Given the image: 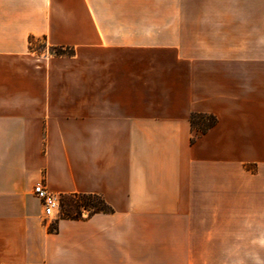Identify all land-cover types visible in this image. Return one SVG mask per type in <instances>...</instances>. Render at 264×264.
<instances>
[{
	"label": "crops",
	"instance_id": "1",
	"mask_svg": "<svg viewBox=\"0 0 264 264\" xmlns=\"http://www.w3.org/2000/svg\"><path fill=\"white\" fill-rule=\"evenodd\" d=\"M37 182L112 212L44 220ZM218 229L264 264V0H0V264H200Z\"/></svg>",
	"mask_w": 264,
	"mask_h": 264
},
{
	"label": "rangeland",
	"instance_id": "2",
	"mask_svg": "<svg viewBox=\"0 0 264 264\" xmlns=\"http://www.w3.org/2000/svg\"><path fill=\"white\" fill-rule=\"evenodd\" d=\"M185 3L191 2V0H182ZM171 5H175L177 0H169ZM172 17V15H170ZM187 17V16H186ZM191 17V16H189ZM38 51H46V46L43 43H34ZM194 135L196 131H193ZM75 198L69 195L59 196V212L56 216H76L87 217L90 215L88 210L79 208L73 204ZM52 217H44V220ZM54 224H50V227ZM201 243L195 244L194 249H190L186 244V250L184 251V258L187 260H196L200 264H231L232 262H239L241 259L255 258L256 251H242L237 248L239 245L234 242H230V238L223 233V230L218 229V234L211 236L210 241L205 239V236H201ZM205 239V240H204Z\"/></svg>",
	"mask_w": 264,
	"mask_h": 264
},
{
	"label": "trees",
	"instance_id": "3",
	"mask_svg": "<svg viewBox=\"0 0 264 264\" xmlns=\"http://www.w3.org/2000/svg\"><path fill=\"white\" fill-rule=\"evenodd\" d=\"M43 43L46 46L45 42L41 38L30 37L28 40V48L30 51L35 53H41L43 51H38L35 47L34 43ZM46 51L52 56H72L75 53V49L72 46L68 45H49L46 46ZM190 125L192 131H196V134L203 133L210 127L216 124L217 118L214 114L211 113H191L190 114ZM195 135L191 137V141H193ZM70 197L75 198L73 200V204L75 206H79V208L88 210L90 215L94 213H109L112 212V208L104 201V199L98 194L92 193H72L67 194ZM88 215V216H90ZM62 218H70V219H80L82 217H76L71 215L63 216ZM50 232L56 231V226L52 225L49 227Z\"/></svg>",
	"mask_w": 264,
	"mask_h": 264
},
{
	"label": "built area",
	"instance_id": "4",
	"mask_svg": "<svg viewBox=\"0 0 264 264\" xmlns=\"http://www.w3.org/2000/svg\"><path fill=\"white\" fill-rule=\"evenodd\" d=\"M33 192L40 200L45 217H55L59 212V196L50 191L42 182H37Z\"/></svg>",
	"mask_w": 264,
	"mask_h": 264
}]
</instances>
